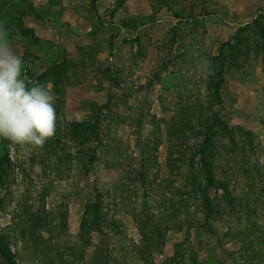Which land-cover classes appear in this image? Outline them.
I'll return each mask as SVG.
<instances>
[{
    "label": "rangeland",
    "instance_id": "rangeland-1",
    "mask_svg": "<svg viewBox=\"0 0 264 264\" xmlns=\"http://www.w3.org/2000/svg\"><path fill=\"white\" fill-rule=\"evenodd\" d=\"M125 1L113 17L116 0H99L97 10L91 0H0V24L22 55L23 78L39 82L53 63L66 73L50 84L57 113L53 137L70 154L58 175V160L45 145L0 139V151H8L13 163L0 191V235L11 237L17 264H100L109 252L114 264H171L178 244L189 249L187 264H254L241 253L245 226L220 219L197 230L178 222L184 180L169 165L165 126L182 60L188 68L195 55L201 72H215L212 58L244 29L249 65L230 70L221 111L239 140L249 133L264 146V0H168L156 21H149V0ZM87 123L99 131L82 147L77 130ZM132 177L135 204L123 207L129 196L123 187ZM102 198L119 207L116 236L85 222L86 204L100 207ZM253 215L262 227L264 202ZM146 221L172 227L163 252H153L143 238ZM0 264L7 263L0 258Z\"/></svg>",
    "mask_w": 264,
    "mask_h": 264
},
{
    "label": "trees",
    "instance_id": "trees-1",
    "mask_svg": "<svg viewBox=\"0 0 264 264\" xmlns=\"http://www.w3.org/2000/svg\"><path fill=\"white\" fill-rule=\"evenodd\" d=\"M168 0H149L151 17L149 21H156L162 4ZM92 7L97 10L99 0H91ZM125 0H116V10L124 6ZM183 18L182 13L176 14ZM258 23V22H256ZM259 24V23H258ZM125 24L139 30L140 25ZM244 29L238 30L236 35L223 44L219 54L212 58L217 61V71L201 72L195 55L188 68L182 64L178 67V84L171 90V101L167 105L169 120L166 123V141L170 147L172 157L169 165L180 174L184 183L177 194L179 214L177 220L185 221L189 228L200 230L209 222L221 220L235 221L245 229L241 239V253L254 264H264V224L258 228L254 212L264 202V146L256 142L252 134L247 133L243 140H239L232 125L224 117L221 109L225 110V102L230 93L229 73L232 69L241 70L249 65V60L242 53ZM30 36V34H26ZM174 44V43H173ZM173 48L169 50L172 52ZM185 58V57H182ZM177 66V65H175ZM51 68L39 76V82L47 84L52 77L64 79L66 74L62 65L53 63ZM86 125V126H85ZM77 130V144L82 147L95 142L98 134L95 124L87 123ZM102 135V134H101ZM46 150L57 158V173L62 174V167L70 163V154L62 145L58 137L47 140ZM0 151V191L4 190L12 174V160ZM62 177V176H59ZM134 177L123 187V193L129 194L124 204L131 208L135 204L132 193ZM222 192L223 197L220 196ZM100 207L96 204H86L85 215L87 227L99 228L105 232L118 235L121 225L117 222L119 207L115 202L101 199ZM122 203V202H121ZM96 205V206H95ZM108 209V215L103 211ZM171 215V214H169ZM175 220L174 214L171 215ZM67 215L62 216L67 221ZM46 220V218H44ZM41 219V227H44ZM177 222V223H178ZM141 223V221H140ZM139 223V225H140ZM176 223V226H177ZM205 224V225H204ZM95 225V226H94ZM142 226V227H141ZM142 236L149 243L155 253H161L168 243V234L172 227H164L157 222L146 221L140 225ZM118 237V236H117ZM11 237L0 235V258L7 264H17L16 255L11 249ZM176 252L171 258V264H187L189 251L183 249L182 244L176 245ZM110 252L105 257H99L100 264H114ZM96 258L95 254L92 255ZM87 254L80 257L78 262L87 259ZM98 260V258H97ZM146 264V263H145ZM150 264V263H147ZM156 264V263H153Z\"/></svg>",
    "mask_w": 264,
    "mask_h": 264
},
{
    "label": "clouds",
    "instance_id": "clouds-1",
    "mask_svg": "<svg viewBox=\"0 0 264 264\" xmlns=\"http://www.w3.org/2000/svg\"><path fill=\"white\" fill-rule=\"evenodd\" d=\"M22 63L0 24V139L42 148L55 135L56 97L50 82L26 81Z\"/></svg>",
    "mask_w": 264,
    "mask_h": 264
}]
</instances>
